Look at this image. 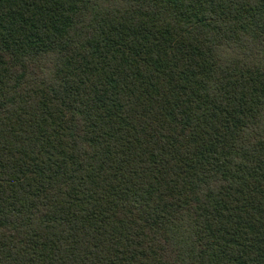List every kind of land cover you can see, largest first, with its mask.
<instances>
[{"label": "trees", "instance_id": "trees-1", "mask_svg": "<svg viewBox=\"0 0 264 264\" xmlns=\"http://www.w3.org/2000/svg\"><path fill=\"white\" fill-rule=\"evenodd\" d=\"M0 264H264V0H0Z\"/></svg>", "mask_w": 264, "mask_h": 264}]
</instances>
